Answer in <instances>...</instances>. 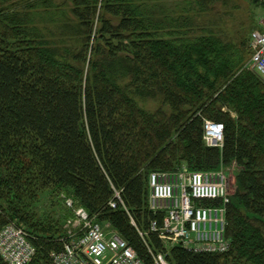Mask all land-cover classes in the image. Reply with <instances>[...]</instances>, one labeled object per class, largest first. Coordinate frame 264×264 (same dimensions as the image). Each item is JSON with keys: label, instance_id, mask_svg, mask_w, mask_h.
Masks as SVG:
<instances>
[{"label": "trees", "instance_id": "trees-1", "mask_svg": "<svg viewBox=\"0 0 264 264\" xmlns=\"http://www.w3.org/2000/svg\"><path fill=\"white\" fill-rule=\"evenodd\" d=\"M214 2L0 0V231L29 232L27 264H54L67 242L27 210L44 189L72 197L147 262L169 251L171 264H264V81L246 66L261 26L242 43L208 30L196 15ZM205 119L224 123L222 147L205 143ZM234 161L230 250H167L151 228L150 173Z\"/></svg>", "mask_w": 264, "mask_h": 264}, {"label": "built area", "instance_id": "built-area-1", "mask_svg": "<svg viewBox=\"0 0 264 264\" xmlns=\"http://www.w3.org/2000/svg\"><path fill=\"white\" fill-rule=\"evenodd\" d=\"M259 24L261 28L251 33L250 64L264 81V13ZM204 141L208 146L222 147L224 123L205 119ZM149 190V207L156 215L151 228L167 243V250L170 244L198 253L230 250L226 237L230 193L222 170H193L182 165L175 171H153ZM63 197L73 215L66 219L67 242L62 251L53 253L54 264H171L169 251H157L153 261H145L118 232L108 231L72 197ZM35 252L23 226L10 223L0 231V255L8 264H27Z\"/></svg>", "mask_w": 264, "mask_h": 264}, {"label": "rangeland", "instance_id": "rangeland-1", "mask_svg": "<svg viewBox=\"0 0 264 264\" xmlns=\"http://www.w3.org/2000/svg\"><path fill=\"white\" fill-rule=\"evenodd\" d=\"M181 1L185 3V1L191 0ZM263 13L264 6L256 0H217V2L210 4L207 9L202 10L200 16L196 15V19L201 26L207 27L208 30H214L216 33L220 32L219 34L228 36L237 43H242L239 41L248 40L249 32L260 21ZM198 32H201V30H198ZM250 58L248 54L246 66L252 68ZM141 104L144 105L142 102ZM147 105L152 108L155 106L154 103L151 104L150 102ZM224 110L228 111L229 109L225 107ZM234 112L231 111V114L235 116ZM183 165H186L188 169H193L187 163ZM179 167H182V165ZM240 169L241 167L234 161L230 165L221 164L214 169L201 170H222L229 183V193L233 196L238 186L237 174ZM64 206L66 205L61 200L60 193H57L54 189H44L39 191L32 199V205H29L27 210L41 223L47 225L50 222H57V225L65 229L64 220L67 213ZM19 222L26 224L20 220ZM104 226L108 231L111 230L109 224L105 223ZM163 244L164 246L167 245L165 241H163ZM169 246L173 247L171 244Z\"/></svg>", "mask_w": 264, "mask_h": 264}]
</instances>
